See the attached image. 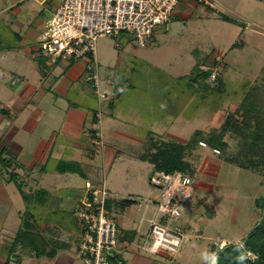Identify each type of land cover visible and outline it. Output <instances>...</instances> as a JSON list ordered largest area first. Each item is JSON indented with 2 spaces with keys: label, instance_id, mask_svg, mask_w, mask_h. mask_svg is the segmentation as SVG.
I'll return each instance as SVG.
<instances>
[{
  "label": "rangeland",
  "instance_id": "374dc122",
  "mask_svg": "<svg viewBox=\"0 0 264 264\" xmlns=\"http://www.w3.org/2000/svg\"><path fill=\"white\" fill-rule=\"evenodd\" d=\"M214 3L217 10L192 1L179 2L175 7L176 15L170 22L155 26L145 46H140L132 34L124 31L115 37L97 38L96 67L101 96L84 82L86 97L83 101H75L77 106L71 107L77 108L75 112L78 113L83 102H88L83 110L85 128L98 130L102 126L103 146H93L99 137L94 139L90 134L84 135L85 142L89 143L87 149L94 152L80 157L74 165L78 168L76 175H54L42 172L40 166H36L29 178L19 177L15 172L14 178L8 179L13 165L7 169L0 166V264L7 259L20 224L19 213L25 209L22 194H35L40 187H45L50 196L75 201L85 189L82 171L93 186L104 185L110 189L109 199L135 198V202L124 210L111 206L109 211L117 223L123 221L118 224L121 244L130 233L125 230L135 232L139 227L134 239L135 251L149 264H204L202 252L211 253V248L217 245L240 242L260 220L262 210L254 202L264 195V159L256 168H245L226 159L239 156L246 143L243 135L229 130L223 136L227 143L223 151L218 148L220 152L214 153L211 146L202 147L198 143L184 153V158L196 172L192 175L196 182L194 194L178 219L164 221L171 228L178 226L181 229L182 247L173 257H161L143 248L152 240L147 236L149 219L159 195L158 189L150 184V176L155 170L153 165L135 158L145 151L146 132L152 131L154 139L184 143L196 129H201L204 135L220 131L228 114L240 117L238 110L242 100L252 90L259 107L264 109V0H214ZM47 5L46 2L39 5L34 0H0V48L3 49L0 52V151L6 160L12 155L16 158L21 142L32 135V126L20 129L15 115L8 116L7 112H13L19 102L18 93L9 87L17 83L24 85L17 77L20 75L28 78L30 83L36 80L31 78L36 69L32 56L24 51L26 47L32 46L38 60L45 61L38 51L40 33L54 9L53 5ZM221 14L231 21L221 19ZM15 33L20 34L21 40ZM8 47L13 48L6 49ZM200 63L209 68L202 69ZM212 66L216 67L220 82L206 79L207 88L200 87V77L196 75L200 71L211 72ZM191 70L199 82L189 80ZM68 100L64 102L57 98V104L64 107ZM35 103L42 110L49 109L50 102L41 99ZM93 108L100 115L97 114V121L90 122ZM26 109L32 110L31 105L28 104ZM63 113L65 111L60 110V118L75 120ZM45 116L40 120L49 123L50 116ZM65 123L72 122L66 120ZM63 128L65 132L60 131L59 137H70V132L75 130L68 126ZM114 129L123 131V135L130 138H115ZM23 150L19 154L22 157L18 155L19 160L38 158L36 152L31 156V151L25 153ZM262 151L264 158V149ZM88 163L93 167L91 173L86 171ZM55 166L48 162L46 167ZM52 198L47 206L37 208V219L46 220L48 205L54 202ZM69 209L71 219L65 218L62 226L53 224L52 219L44 224L48 228L44 232L48 240L67 250H61L50 264H85L77 256L80 225L72 208ZM142 217L144 221L140 224ZM22 257L19 260L17 256L10 258L9 264H28L30 256Z\"/></svg>",
  "mask_w": 264,
  "mask_h": 264
},
{
  "label": "built area",
  "instance_id": "2783aa9c",
  "mask_svg": "<svg viewBox=\"0 0 264 264\" xmlns=\"http://www.w3.org/2000/svg\"><path fill=\"white\" fill-rule=\"evenodd\" d=\"M39 5L48 3L54 9L45 21L40 33V52L49 63L61 59L87 60L85 81L94 88L98 96V72L96 62V40L99 37H115L121 32L133 35L140 46H145L152 37L155 26L170 22L175 7L183 0H34ZM201 3L217 10L214 0H187ZM202 69L209 68L201 64ZM207 80L216 77L212 66ZM101 96V95H100ZM99 141H97V144ZM199 145L208 147L200 140ZM219 153L217 148H211ZM150 184L159 191L153 218L149 220L147 236L151 242L143 248L151 254L173 257L183 245V233L178 226L171 228L164 221L178 219L186 211V202L194 194L193 177L181 171H154ZM187 194V197H185ZM111 195L105 187H95L85 182L83 195L72 207L81 230H79L77 256L85 264H111L110 258L118 247L116 220L105 208ZM153 251L154 246H157Z\"/></svg>",
  "mask_w": 264,
  "mask_h": 264
},
{
  "label": "trees",
  "instance_id": "16d2710c",
  "mask_svg": "<svg viewBox=\"0 0 264 264\" xmlns=\"http://www.w3.org/2000/svg\"><path fill=\"white\" fill-rule=\"evenodd\" d=\"M220 17L225 21H231V19L224 14H221ZM193 68H196V65ZM192 70L189 75V80H191V82H199L196 78L200 77V87L207 88L205 84L207 85L208 83H206L205 80L210 71H200L196 75L197 77H194ZM220 80L218 74H216V77L212 82H220ZM187 84L189 87H192V84L189 83V81H187ZM256 100V93L252 90V92L246 94L242 100L238 110L240 115L239 118L236 117L234 113H230L223 121L220 131H212L207 135H204V132L201 129H196L184 143L173 139H154L153 132L148 130L146 132L148 137L145 141L146 152H142L138 158L152 164L155 169L154 171L173 172L178 170L183 174L193 177L192 175L196 173L195 168L186 158H184L185 151L198 146V142L202 140L201 138H204L206 141H203L212 148H219L223 151L227 146V143L223 140L224 133L232 130L243 135L246 143L243 149L240 150L238 154L239 156L230 158L226 157V159L245 168L259 167L264 159L262 151L264 149V109L259 107ZM76 164L78 163H63L61 161L59 169L61 172H76L78 170V168L74 167ZM12 165L13 169L10 172L8 179L14 178V175L16 174L14 168L17 164H15V158L13 156L6 160V157L2 155L1 150L0 166L7 169L9 166L12 167ZM22 195L25 200V209L19 213L20 224L14 233L11 249L4 264H8L10 258L16 259V256L19 260L22 255L35 258H40L42 256L52 258L60 247L58 248L57 245L53 244V241L48 240L44 235V232L47 231L45 229H48L45 227L47 225L44 224L46 221H49V219H52L53 224L56 226H62L61 223L63 220L70 217L69 211L62 209L53 211L48 209L49 211H46V220H39L36 216L38 212L37 208L45 207V191L40 189L35 194L26 193ZM105 202V208L110 212L109 208L111 206L124 210L126 207L133 204L135 200L131 198H123L120 200L108 198ZM254 204L262 210L261 217L247 235L242 238L240 242L225 243L221 247L217 245L216 248H211V253H215L219 256L218 264H237L236 258L239 255L235 250L237 244H243L245 249L250 250L255 254V259H248L244 264H264V195L257 197ZM79 230H81V228H79ZM110 261L111 264H124V260L121 259L118 254L111 257Z\"/></svg>",
  "mask_w": 264,
  "mask_h": 264
},
{
  "label": "crops",
  "instance_id": "0c3cea01",
  "mask_svg": "<svg viewBox=\"0 0 264 264\" xmlns=\"http://www.w3.org/2000/svg\"><path fill=\"white\" fill-rule=\"evenodd\" d=\"M49 6L51 5H47V7ZM175 15L176 13H174V16ZM14 35L20 37V34L18 33H15ZM19 39L21 40V37ZM9 48H13V47H8L6 49ZM2 51L3 49L0 48V52ZM24 51L27 54H29L30 57L31 56L33 57V58L31 57V59L34 62L36 71H33L31 78L36 80L30 83L27 80L28 78H25L24 75L17 76L18 79L24 82V85L17 83L16 86L13 87L12 85H10L9 88L13 89L12 90L13 92L18 93L17 100H19L20 103L18 102V104H15L13 112L7 110L8 111L7 113L8 116L15 115V117L18 119L16 121L20 129L28 128L29 125L32 126L31 127L32 135L26 137V139L23 140V142H21L22 147L20 146L19 150L21 152V150L24 149L23 151L25 153L26 151L27 152L31 151V156H33V153L36 152L38 158L31 157L30 159L26 158L25 160L21 161V159L20 160L18 159V155L20 154L19 152L18 154L15 155L16 156L15 164H17V166L14 168V172H16L19 177L26 176L27 178H29L30 173L34 170V167L40 166L39 169L42 170V172L48 171L49 173H53L54 175L65 174V173L76 175L78 173V170L76 172H71V171L61 172L59 169V165H60V161L62 160L68 161V163L70 162L78 163V160L81 159L80 157H82L83 155L90 156L94 152L93 149H87L89 143L85 142L84 135L90 134V136L94 139H97L99 137L97 139L99 140V143L94 144L93 146H97V147L99 146V148L103 146L101 145L103 135L102 137H100L101 134L104 133L102 126H100V129L98 130L95 128L89 130V128H87L88 126L85 128V122L83 121V118L85 117V113L83 110H85L84 107L87 106L88 102H83L84 103L83 105L80 104L82 110L78 111V113L75 112L77 108L71 107V105L77 106L75 104V101L77 102L83 101L82 99L86 97V89L84 84L89 83L85 81V75L87 74V69H86L87 60L85 58L61 59L56 61L55 63H49L46 57L40 51L38 52H40L41 54L40 56L44 57L45 61L42 62L41 60H38V56L35 55V52L37 51L32 46H29V48L26 47ZM53 94L55 96H53ZM57 98L64 102H66V100L69 99L68 100L69 102L67 101V103L64 104V107L62 106L60 107L57 104ZM41 99L42 101L44 100L46 102H50L48 104L49 109H47L48 111H50L49 113L47 112L46 109L45 110L40 109L37 103H35V101ZM28 104L31 105L32 110L26 109L28 107ZM60 110L65 111V113H63V116L65 115L67 117H73L75 118V120L72 119L69 120V118L66 117L62 118V116L60 118ZM38 114L40 116L36 117ZM74 114H77L79 118ZM97 114L100 115V113H98V110L93 108V110L91 111V115L89 116L90 122L97 121V119L99 118ZM43 116L45 117L50 116L51 120L49 121V123L42 122L40 120L41 117ZM35 118L37 119V121L35 120ZM66 120L72 123L67 124L65 123ZM76 125H80L79 129L77 130L75 129ZM63 126L65 127L68 126L71 129H75L70 132L71 133L70 137L69 136L59 137L60 131L65 132ZM114 131L117 134V135L114 134V137L117 139L130 138L128 135H123L124 134L123 131H120L119 129H114ZM139 145H141V142ZM19 156L22 157L21 155ZM135 158L137 159L138 157L135 156ZM48 162H53L56 166L53 168L52 167L47 168L46 166ZM87 166L88 169H86V171L88 173H91L93 171V167L91 166V163H88ZM27 171L30 172L27 173ZM81 173H82L81 175L85 177V182L89 181L90 183H92L90 179L86 178L87 174L86 175L83 174V171ZM69 178L72 177L70 176ZM40 189L45 191V196H46V200L44 203L45 206H47L48 201L52 197L54 198L53 205L51 204L52 200L50 201L51 205H48L50 208L49 210L54 211V210L62 209L69 211L71 210L69 208H72L76 202V200L74 201L72 199H67L62 196L61 197L58 196L57 198H55L54 196H50L49 190H47V188L45 187H40L39 190ZM83 193L84 190L82 191L81 196L83 195ZM127 198H132L133 200L135 199L133 197H127ZM148 206L149 205L145 207V211L148 208ZM153 215L154 213L152 214L151 218H153ZM143 221L144 218L142 217L140 219V224L143 223ZM122 222L119 221L117 223V228L119 226L118 224L120 223L121 225ZM138 229L135 230L136 233L132 232L133 231L132 229L125 230L126 232L130 231V233L127 234V239L123 241L122 244L120 243L119 240L121 239L120 233L118 235V247L116 254H118L121 257V259L124 260V264H149L148 260L139 257L140 254L135 251L134 245L136 244L135 243L136 241L134 239L137 236L136 234H138ZM137 247L138 246H136V249ZM61 250L65 251L66 249L60 248L52 258L42 256L40 258H36L35 261V257H29V258L27 257L28 259H30L28 264H50L52 263V261H54L55 258H57V256H59L60 254L59 252ZM125 254H127V258L125 257ZM159 256L162 257V255ZM22 261L23 260L21 259L20 263Z\"/></svg>",
  "mask_w": 264,
  "mask_h": 264
},
{
  "label": "clouds",
  "instance_id": "9594fccd",
  "mask_svg": "<svg viewBox=\"0 0 264 264\" xmlns=\"http://www.w3.org/2000/svg\"><path fill=\"white\" fill-rule=\"evenodd\" d=\"M187 197V194H185ZM157 246H154L153 251H155ZM235 250L239 255L237 256V264H244V262L248 259H255V254L244 248L243 244H237ZM201 259L204 261V264H218L219 256L215 253H209L207 251L201 253Z\"/></svg>",
  "mask_w": 264,
  "mask_h": 264
}]
</instances>
